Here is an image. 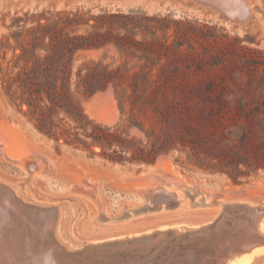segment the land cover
Listing matches in <instances>:
<instances>
[{
    "label": "trees",
    "instance_id": "1",
    "mask_svg": "<svg viewBox=\"0 0 264 264\" xmlns=\"http://www.w3.org/2000/svg\"><path fill=\"white\" fill-rule=\"evenodd\" d=\"M197 26L207 24L83 9L25 14L14 20L0 91L56 147L62 141L112 163L137 165L176 153L181 168L241 184L264 171V101L232 98L240 89L233 80L208 75L221 53L209 50ZM112 47L140 68L128 84V125L116 130L88 123L83 100L120 83L122 67L77 64L80 53Z\"/></svg>",
    "mask_w": 264,
    "mask_h": 264
},
{
    "label": "rangeland",
    "instance_id": "2",
    "mask_svg": "<svg viewBox=\"0 0 264 264\" xmlns=\"http://www.w3.org/2000/svg\"><path fill=\"white\" fill-rule=\"evenodd\" d=\"M243 1L251 12L246 22L235 30L208 16L209 12L191 13L187 7L190 0L185 3L183 0H0V68L12 57V34L16 29L14 20L23 18L25 14L83 9L92 15L105 11L123 15L139 13L141 16L168 18L171 21L197 20L207 24L206 28H197L206 35L203 41L207 42L209 50L221 53L217 59L218 65L207 69L208 75L219 72L221 78L233 80L240 89L232 98L264 101V0ZM137 38L141 39L140 36ZM194 47L200 48L197 43ZM4 55L5 61L2 60ZM91 62H102L110 65L111 69L122 67L124 79L116 86L83 100L87 122L112 130L126 127L127 119L131 116L128 84L130 76L139 71V65L114 47L79 54L77 64ZM155 73L156 70L153 71ZM134 117L149 125L150 120L146 116L134 113ZM261 117L264 118V112ZM130 134L138 135L136 130H130ZM32 151L43 156L47 169L28 175L13 161ZM93 151L98 153L100 149L94 148ZM176 157V153L162 157L156 162L160 163L159 167L150 170L148 165L112 163L88 151L66 146L62 141L56 147L52 140L38 134L0 91V182L9 186L24 201L57 207V238L67 247L75 249L76 243L136 236L162 227L168 229L171 226L189 225L198 228L199 223L203 225L218 214L221 200L224 203L250 202L258 205L254 201L260 198L231 200L235 198L232 194L242 188L247 189L248 196L264 198V171H259L241 184H234L225 175L191 167L181 168L175 162ZM155 171L176 180H167L165 187L168 190L176 189L179 204L176 208H169L171 210H166L162 205L160 211L134 214L132 209L144 203L137 191L145 187L148 174ZM86 181L96 187V198L105 216L102 222L97 220L98 211L93 200L71 192L73 184L83 186ZM183 186L191 189L195 197L191 199L186 196ZM126 211L127 216L122 217ZM260 233L264 234L262 231ZM260 252L249 256L246 260L248 264H264V249ZM240 254H235L225 264L235 261L234 264H240L236 260Z\"/></svg>",
    "mask_w": 264,
    "mask_h": 264
},
{
    "label": "bare ground",
    "instance_id": "3",
    "mask_svg": "<svg viewBox=\"0 0 264 264\" xmlns=\"http://www.w3.org/2000/svg\"><path fill=\"white\" fill-rule=\"evenodd\" d=\"M218 1L222 3L223 6L227 9L229 15H236L239 18L244 16L243 21L246 22L251 12V8H249L243 0ZM27 156L28 155L18 160H22ZM159 165L160 163H157L153 167H148V169H157ZM28 166L31 170V173H42L45 171L44 164L40 160H31ZM0 185L8 189L22 203H27L9 186L4 185L1 182ZM160 189L164 190V192L168 193V195H165L164 193H158L154 196L153 191ZM184 193L191 199L195 197V194L191 193L189 189H186ZM5 197L8 196L0 195V203L5 204ZM149 197L152 198V200L154 199V201H156L155 205L153 204L151 205V207L147 206V208L149 209H154L158 205V207L160 208L162 207V205H165V207L168 206L171 208H176L179 204V201L177 200V197H179V195L177 194L176 189L168 190L164 185L157 184L155 187H153L149 192ZM220 204L221 209L218 214L211 218L210 221L203 223V225H201L202 223H199L200 225L198 226V228L196 226L189 225L171 226L168 229L162 227L158 230H152L143 233L145 235H148L145 237V239H135L132 241L112 243L100 248L97 247L96 244L98 242H102L103 240L92 241V243L87 244H93L95 245V247L89 248L91 245H86L87 247L85 248V251H87V257L83 259H73V261H70L73 257H69V261L64 264H167L166 261L169 258H171L170 260H172L173 258L174 263L181 262V264H213L215 252L218 253L217 249H210L213 247L209 246L210 242L204 244L199 248H196V246L205 243V239L209 241V239L213 240L216 237L218 239L217 244L228 247L233 245L234 241L237 242L239 240V246L230 251L229 254H232L235 251L244 250V252L240 254V257L238 255V259L236 260H238L237 263L248 264L246 260L247 258H250L249 256H253V254L259 251L262 252L264 249V234L260 233V231L264 233V231L262 230V228L264 227V205H255L250 202L224 203L223 201H221ZM240 205H246L248 206V208L238 209L237 206ZM140 207L141 206H138L137 208L132 209L133 213L141 210L142 207ZM55 211H57V207H55ZM47 214H49V212H47ZM51 215L52 213H50L49 216ZM49 216L46 215V217ZM58 217L59 215L57 211V215H54L51 224L52 228H54V239L56 240L58 245H60L62 249H64V251L68 252L67 246L57 238L58 234L56 233V223ZM2 218L3 215H0V222H2ZM133 236L128 237L131 238ZM137 236H141V234L136 235L135 237ZM108 238L113 239L111 237ZM157 239H159V241L156 244L152 243V241ZM172 241L174 243L179 241L187 243V246H184L185 248L181 250H179L178 248H171L170 250L165 251V246L169 245ZM131 242H135L137 243V245L135 249L129 250L125 246H127L126 244H129ZM151 243L154 248L149 251L148 248L152 246ZM81 244H83V242ZM215 244L216 243H214V245ZM16 246V240H11L8 237L0 236V264H51V262L49 263L48 258L46 257L47 255L45 253L41 252L43 253L42 256L40 258H37L36 254L34 256L31 255L30 251H28L26 247L25 251L23 250L22 255L19 257ZM131 251L136 252L130 254ZM94 253L98 254H96L95 256L93 255ZM88 255L93 258L88 257ZM224 261L225 260H223L222 263Z\"/></svg>",
    "mask_w": 264,
    "mask_h": 264
},
{
    "label": "water",
    "instance_id": "4",
    "mask_svg": "<svg viewBox=\"0 0 264 264\" xmlns=\"http://www.w3.org/2000/svg\"><path fill=\"white\" fill-rule=\"evenodd\" d=\"M186 1L187 0H183V3H185ZM190 1L191 3L187 7L191 11V13L209 12L208 16H212L213 18L217 19L219 22L229 25L235 30L239 29V26L244 22L243 21L244 16L239 18L236 15L235 16L229 15L227 12V9L218 0H190ZM263 46H264V42H263ZM31 160H40L44 164V170L47 169V163L45 162V159L43 158V156L33 151L30 154H28L26 158L22 160L13 161V163L17 165L19 168H21L22 170L26 171L28 175H30V174H33L31 173V170L29 169V166H28ZM153 166H155V164L148 165V167H153ZM170 177L171 176H167L165 173L156 172V171L151 172V174H148L146 178L145 188L139 189L137 191V195L141 196L144 199L143 206L141 205L142 209L138 210L137 212H134V214H141V213L148 214V213L161 210V208L158 207L159 205L157 206L158 208L157 207L154 209L147 208V206L151 207V205L153 204L155 205V202H156L154 201V199L152 200V198L149 197V192L157 184L165 186L166 181L170 180L169 179ZM170 181L171 182L174 181V178H171ZM182 188L184 189V191L186 189H189L184 186ZM189 190L192 192L191 189ZM71 192L82 194L86 198L93 200V202L97 206V211H98L97 220L99 222H102V220L105 219V216L102 213V210L96 198L95 185H92L88 181H86L85 184H83V186L80 184H73V186L71 187ZM158 193H164L165 195H168V193L164 192V190L162 189L153 191L154 196L157 195ZM0 195L8 196V197H5L6 198L5 204L0 203V215H3L2 222H0V236L8 237L11 240L17 241L16 250L19 253V257L22 255L23 250L25 251V247H26V249L30 251V254L33 256L36 254L37 258H40L42 254L45 253L47 255L46 257L48 258L49 263L51 262V264H64L67 261H69L70 259L69 257H73L72 260L70 261H73V259H83L87 257V253H86L87 251H85V248L90 245L91 246L89 248L95 247V245L93 244L83 243V244L75 245L76 246L75 249L67 247L68 252L64 251V249H62V247L58 245V243L54 239V228H52V225H51L52 218L54 217V215H57V211H55V206H42V205L30 203L26 200H25L27 202L26 204L22 203L8 189H6L2 185H0ZM232 195H234L235 198L231 200L240 201V199L244 200L245 197H250V199H253V200H257L258 198H260L258 201H254V202L258 204H261V203L264 204V198H261L260 196H252V197L248 196L247 189L245 188H242L234 192ZM227 200L230 201L229 199ZM213 201H216V200L214 199ZM143 208H146V209H143ZM164 208L166 210H171L169 209L171 207H168V206ZM237 208L238 209L248 208V206L240 205V206H237ZM47 212H49V214H47ZM50 213H52L51 215L52 217L49 216ZM126 213H128V211H126L122 215V217H126L127 216ZM46 215L49 217H46ZM124 236L122 238L115 237L110 240H107V239L103 240L102 242H98L96 246L100 248L102 246L104 247L112 243L132 241L135 239H145V237L148 235H145L142 233L141 236H137V237L133 236L131 238L128 237L127 235H124ZM249 237H252V236H249ZM217 240H218L217 237L213 240L209 239V241L205 239V243H203L202 245L196 246V248H199L203 246L204 244L210 242L209 246H213L210 249L212 250L217 249L218 253L215 252L213 264H221L223 260L225 261L222 264H225L227 260L233 257L235 254L244 252V250H239V251L233 252L232 254H229L230 251L234 250L236 247L239 246V240L237 242L234 241L233 245H231L230 247L221 246L220 244H217ZM158 241L159 239L152 241V243L156 244ZM131 243L129 244L125 243L127 245L125 247L129 250L135 249L137 245V243L135 242H131ZM214 243L216 244L214 245ZM186 244L187 243H183L180 241L175 242V243L172 241L169 245L165 246L164 250L168 251L171 248H178L179 250H181L187 246ZM153 248L154 246L152 245L148 249L150 251ZM135 252L136 251H131L130 254H133ZM96 254L98 253H94L93 255L96 256ZM88 257H91V256L88 255ZM170 259L171 258H169L166 261L167 264H181V262L174 263L173 258L172 260Z\"/></svg>",
    "mask_w": 264,
    "mask_h": 264
}]
</instances>
